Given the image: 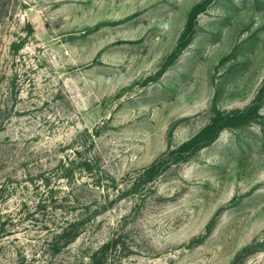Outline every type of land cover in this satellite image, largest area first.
Here are the masks:
<instances>
[{
  "label": "rangeland",
  "instance_id": "rangeland-1",
  "mask_svg": "<svg viewBox=\"0 0 264 264\" xmlns=\"http://www.w3.org/2000/svg\"><path fill=\"white\" fill-rule=\"evenodd\" d=\"M201 1L0 0V264H264V104L175 153L264 84V0L158 76Z\"/></svg>",
  "mask_w": 264,
  "mask_h": 264
},
{
  "label": "trees",
  "instance_id": "trees-1",
  "mask_svg": "<svg viewBox=\"0 0 264 264\" xmlns=\"http://www.w3.org/2000/svg\"><path fill=\"white\" fill-rule=\"evenodd\" d=\"M212 1L213 0H203L192 8L188 17L185 30L183 31L179 39L177 48L166 61L163 68L158 72V76L163 74L167 67L174 60H176L181 54V52L185 49V47L190 44L193 39V35L195 32V24L199 14L203 12L212 3ZM263 104L264 84L260 88L253 102L248 107H246L245 109L234 110L229 113H218L211 123L206 125L194 137L184 142L175 151V153L179 154L180 156L187 153L188 155H191L192 153L203 149L204 147L214 142L225 128L233 126H242L255 119L258 116ZM86 164L89 168L91 167L89 163ZM149 172H152V170H150ZM66 232L67 230L64 229V233ZM107 246L108 244L104 243L96 251H94L90 256L91 262L89 264H106L109 259Z\"/></svg>",
  "mask_w": 264,
  "mask_h": 264
}]
</instances>
